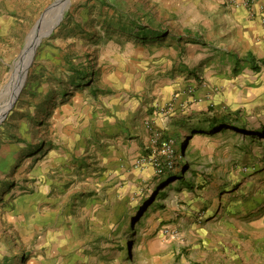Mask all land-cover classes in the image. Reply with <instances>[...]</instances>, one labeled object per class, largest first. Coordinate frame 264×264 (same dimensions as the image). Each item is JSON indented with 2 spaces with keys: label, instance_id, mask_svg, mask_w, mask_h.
Wrapping results in <instances>:
<instances>
[{
  "label": "rangeland",
  "instance_id": "374dc122",
  "mask_svg": "<svg viewBox=\"0 0 264 264\" xmlns=\"http://www.w3.org/2000/svg\"><path fill=\"white\" fill-rule=\"evenodd\" d=\"M56 1L0 0L4 101ZM68 1L0 125V264H263L264 78L239 64L254 44L232 8ZM189 54L242 92L183 84Z\"/></svg>",
  "mask_w": 264,
  "mask_h": 264
},
{
  "label": "crops",
  "instance_id": "0c3cea01",
  "mask_svg": "<svg viewBox=\"0 0 264 264\" xmlns=\"http://www.w3.org/2000/svg\"><path fill=\"white\" fill-rule=\"evenodd\" d=\"M257 2L261 7V15L257 20H250L247 16L246 11L241 8H232V13L234 17L233 19H228L229 23L237 27L239 43L244 40H249L252 41V43L254 44V47L247 51L244 60L241 57L239 58V64L244 67V71L246 72L247 77L249 78V83H254L253 81L258 80V78H260L259 80L264 78V73L261 71V68L264 67V27L261 22L262 20L264 21V0H257ZM190 45V43H187V46ZM190 57L192 58L193 54L186 55V58H183L184 66H182L183 64L181 63L179 64L180 69L178 68V79L181 80L183 84L195 85L197 80L205 78L206 81H209L210 83L216 86H220L221 91L224 93L229 92L230 89H232V92H242L241 89L244 85H246L245 83H247V81L233 84L232 79H229L224 74H220L219 67L215 62H202L201 64L198 63L199 61H202L205 58L204 54H200L196 57V63H198L197 65L187 62ZM247 59H251L253 62H247ZM208 76H211L210 80L208 79ZM226 81H229L232 84L229 86L227 85ZM181 104V102L177 103L176 108L179 109ZM221 214L224 216V212H221ZM261 225H263V227L258 228H262L260 230L262 237L258 242L260 244L258 245V247H256L257 250L255 249L254 251L255 255H258V253L262 251L264 253V223H261ZM249 256H251V254ZM263 259L264 256L262 258V261H264Z\"/></svg>",
  "mask_w": 264,
  "mask_h": 264
},
{
  "label": "bare ground",
  "instance_id": "6f19581e",
  "mask_svg": "<svg viewBox=\"0 0 264 264\" xmlns=\"http://www.w3.org/2000/svg\"><path fill=\"white\" fill-rule=\"evenodd\" d=\"M68 1V0H67ZM66 4V0H57L55 5L48 11L42 21L37 25L34 31L31 33L28 42L26 44V49L21 55V57L16 61L14 71L12 73L11 82H10V90L11 95L14 94L24 83L25 81V72L26 67L30 62V56L34 53V47L41 36L44 34L45 29L47 27V22L51 17H59L62 7ZM44 37V36H43ZM34 50V51H33ZM7 100L4 101L3 98H0V112L3 110V107L6 106Z\"/></svg>",
  "mask_w": 264,
  "mask_h": 264
},
{
  "label": "built area",
  "instance_id": "2783aa9c",
  "mask_svg": "<svg viewBox=\"0 0 264 264\" xmlns=\"http://www.w3.org/2000/svg\"><path fill=\"white\" fill-rule=\"evenodd\" d=\"M221 3L233 9H244L250 20H257L261 15V7L258 5L257 0H221ZM261 22L264 27V21Z\"/></svg>",
  "mask_w": 264,
  "mask_h": 264
},
{
  "label": "water",
  "instance_id": "95a60500",
  "mask_svg": "<svg viewBox=\"0 0 264 264\" xmlns=\"http://www.w3.org/2000/svg\"><path fill=\"white\" fill-rule=\"evenodd\" d=\"M68 3H69V1H68ZM52 8V6L49 8V9H51ZM49 9L46 11V13L49 11ZM46 13L42 16V19L44 18V16L46 15ZM42 19L39 21V23L42 21ZM38 23V24H39ZM37 27V26H36ZM50 32L48 31L45 35H44V37L45 36H47L48 34H49ZM40 43V42H39ZM38 43V44H39ZM37 44V45H38ZM37 45H36V47H37ZM35 47V48H36ZM33 57V56H32ZM31 61H32V59L30 60V62H29V64L27 65V69H26V72H25V78H26V73H27V70H28V67L30 66V63H31ZM24 84V83H23ZM23 84H22V86L14 93V94H10V97L8 98V102H7V104H6V106H4L3 107V110L0 112V125L5 121V119L7 118V116H8V114H9V112L12 110V108L14 107V105H15V103H16V100H17V98H18V96H19V94H20V91L22 90V87H23ZM12 93V92H11ZM2 96L0 95V98H1Z\"/></svg>",
  "mask_w": 264,
  "mask_h": 264
},
{
  "label": "trees",
  "instance_id": "16d2710c",
  "mask_svg": "<svg viewBox=\"0 0 264 264\" xmlns=\"http://www.w3.org/2000/svg\"><path fill=\"white\" fill-rule=\"evenodd\" d=\"M246 61H247V62H253L251 59H247ZM181 177H182V175H181Z\"/></svg>",
  "mask_w": 264,
  "mask_h": 264
}]
</instances>
